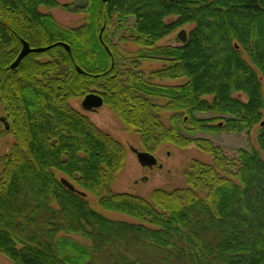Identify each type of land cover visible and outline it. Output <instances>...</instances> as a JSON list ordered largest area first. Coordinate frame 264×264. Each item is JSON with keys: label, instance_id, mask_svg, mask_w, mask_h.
<instances>
[{"label": "trees", "instance_id": "1", "mask_svg": "<svg viewBox=\"0 0 264 264\" xmlns=\"http://www.w3.org/2000/svg\"><path fill=\"white\" fill-rule=\"evenodd\" d=\"M59 5L0 0V102L14 136L1 158L0 254L14 264H264V124L258 149H239L237 160L192 137L218 129L200 112L226 114L218 126L231 132L261 124L264 0H86V20L73 28L39 10ZM114 16L133 17V42L165 64L148 77L138 60L124 64L107 33ZM185 24L193 27L180 46L156 45ZM21 40L54 45L11 68ZM92 85L144 151L193 144L212 163L193 160L184 186L154 188L148 198L113 192L126 149L70 104ZM57 172L84 195L65 187ZM86 192L104 210L135 221L105 216Z\"/></svg>", "mask_w": 264, "mask_h": 264}, {"label": "rangeland", "instance_id": "2", "mask_svg": "<svg viewBox=\"0 0 264 264\" xmlns=\"http://www.w3.org/2000/svg\"><path fill=\"white\" fill-rule=\"evenodd\" d=\"M59 6L46 8L39 6V10L43 13H49L54 18L55 22L65 28H73L81 25L86 20V12L82 10L86 0H58ZM134 18L129 17L123 22L118 21L114 16L111 23L107 27L108 37L111 43L123 59V63L132 62L133 59L138 60L137 69L141 70L145 77L149 73L155 71L165 64L162 56L150 55L146 49H140L136 45L131 35L133 34ZM193 24H185L163 37L157 42V46H180L182 42L177 37V32L184 29L186 34L189 33ZM153 82L175 85L185 82V79L178 78L176 80L164 79L159 81L152 78ZM94 84V83H93ZM91 91L100 92L97 86L92 85L87 93ZM83 95L74 97L70 100L71 106L85 114L90 121L102 131L109 133L114 139L121 142L126 149V159L123 166L119 169L110 186L113 192H126L139 195L142 197H149L152 189L162 187L165 189H172L177 186H184V173L188 170L193 160H199L206 163H212L210 154L198 149L193 144L187 147H176L170 143H164L159 146L154 152L157 158V163L151 167L141 166L136 159L135 154L130 150V147H135L138 150H143L138 142V135L132 131H126L121 120L118 118L114 110H112L106 103L101 106L93 108L90 112L84 111L81 107ZM152 101L164 104L165 99L160 97H151ZM264 122V109L262 111ZM5 115L4 105L0 102V116ZM200 118L212 119V125L217 126L218 129L212 131H196L192 137H202L211 141L213 145L219 146L228 157V160H237L239 149H250L254 147L258 149L256 137L258 129L261 124H255L249 130L242 132H231L223 130L218 126L219 122H223L220 116H227L226 114L219 115L215 111L200 112L195 114ZM170 112L163 110L160 112V118L166 126L170 125ZM187 126V125H185ZM182 134L188 133L179 128ZM14 141V136L10 131H6L0 123V172L2 170L1 158L9 152V149ZM234 162V161H233ZM232 162V163H233ZM231 170H235L234 165H230ZM57 177H64L74 185V181L62 173L57 172ZM76 188L80 189L78 185ZM86 198L93 208L103 213L105 216L118 219L135 221L134 218L127 214L115 211H107L100 207L97 203L96 197L86 192ZM81 240V238L79 237ZM0 264H14L9 258L0 254Z\"/></svg>", "mask_w": 264, "mask_h": 264}, {"label": "water", "instance_id": "3", "mask_svg": "<svg viewBox=\"0 0 264 264\" xmlns=\"http://www.w3.org/2000/svg\"><path fill=\"white\" fill-rule=\"evenodd\" d=\"M177 37L181 42H185L187 38V34L184 29H180L177 32ZM52 45H47L43 47H31L27 41L21 40V48L16 56V58L10 63L11 68H15L18 63L23 59L25 55H27L30 52H42L46 49H49ZM62 45L69 51L70 47L67 43H63ZM76 69L81 72V68L79 66H76ZM103 104V98L94 93L89 92L83 96V99L81 101V107L84 111H89L93 108L99 107ZM1 120H5V118L2 116L0 117ZM264 122H261V125H263ZM8 123L5 122V128L7 129ZM130 150L135 154L137 161L141 166H148L151 167L157 163V158L154 154L144 151V150H138L135 147H130ZM60 182L67 187L71 191H75L76 193H79L81 195H84V192L78 190L72 183H70L67 179L61 177Z\"/></svg>", "mask_w": 264, "mask_h": 264}, {"label": "flooded vegetation", "instance_id": "4", "mask_svg": "<svg viewBox=\"0 0 264 264\" xmlns=\"http://www.w3.org/2000/svg\"><path fill=\"white\" fill-rule=\"evenodd\" d=\"M91 92H94V91H91ZM94 93H96V94H98V95H100L102 98H103V96H102V94H101V92H94ZM103 103H104V99H103ZM81 104V103H80ZM93 109H91V110H89L90 112L92 111ZM88 111V112H89ZM0 117H2V115L0 116ZM4 118H5V120L3 121V120H1L0 119V123L2 124V127L4 128V129H6L4 126H5V122H7L8 123V126H7V129H6V131H9V123H10V120L7 118V117H5V116H3Z\"/></svg>", "mask_w": 264, "mask_h": 264}, {"label": "bare ground", "instance_id": "5", "mask_svg": "<svg viewBox=\"0 0 264 264\" xmlns=\"http://www.w3.org/2000/svg\"><path fill=\"white\" fill-rule=\"evenodd\" d=\"M64 178V177H63Z\"/></svg>", "mask_w": 264, "mask_h": 264}]
</instances>
